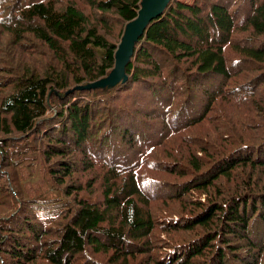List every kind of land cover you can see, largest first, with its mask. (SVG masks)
Returning a JSON list of instances; mask_svg holds the SVG:
<instances>
[{"label": "trees", "instance_id": "trees-1", "mask_svg": "<svg viewBox=\"0 0 264 264\" xmlns=\"http://www.w3.org/2000/svg\"><path fill=\"white\" fill-rule=\"evenodd\" d=\"M143 4L0 0V264H264V0H170L89 88Z\"/></svg>", "mask_w": 264, "mask_h": 264}, {"label": "water", "instance_id": "water-1", "mask_svg": "<svg viewBox=\"0 0 264 264\" xmlns=\"http://www.w3.org/2000/svg\"><path fill=\"white\" fill-rule=\"evenodd\" d=\"M169 1L170 0H144L139 17L126 27L122 42L116 54V65L111 75L106 79L92 84L89 88L115 86L123 80H127L125 76V67L134 54L136 42L149 23L162 15Z\"/></svg>", "mask_w": 264, "mask_h": 264}, {"label": "rangeland", "instance_id": "rangeland-1", "mask_svg": "<svg viewBox=\"0 0 264 264\" xmlns=\"http://www.w3.org/2000/svg\"><path fill=\"white\" fill-rule=\"evenodd\" d=\"M187 1H192V0H187ZM245 11H246V9H245ZM216 112L219 113V111H216ZM216 112L214 113V115L216 114ZM119 120L116 121L117 128H115L114 134H115V137L119 141H121L122 132H124L127 129V126H125V125H123L121 123L122 121L125 123L126 119H123V120L121 119L122 121H119ZM118 123H121V124H118ZM28 173H33L34 174L33 182H36V183L40 184V183L44 182V180H45V177H44V174H43V171H42V166L40 164L34 165L32 168H30L28 170ZM255 223L256 222H253L252 224H254V229L253 230H254V233H255L256 237L259 238V239L264 238V235H263V233H264V224H260V223H258V224L256 223L255 224Z\"/></svg>", "mask_w": 264, "mask_h": 264}, {"label": "bare ground", "instance_id": "bare-ground-1", "mask_svg": "<svg viewBox=\"0 0 264 264\" xmlns=\"http://www.w3.org/2000/svg\"><path fill=\"white\" fill-rule=\"evenodd\" d=\"M212 175V174H211Z\"/></svg>", "mask_w": 264, "mask_h": 264}]
</instances>
